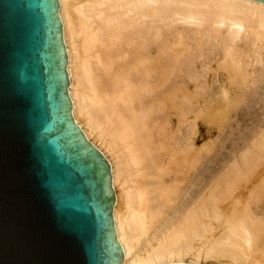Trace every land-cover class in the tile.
I'll use <instances>...</instances> for the list:
<instances>
[{
	"label": "bare ground",
	"instance_id": "bare-ground-1",
	"mask_svg": "<svg viewBox=\"0 0 264 264\" xmlns=\"http://www.w3.org/2000/svg\"><path fill=\"white\" fill-rule=\"evenodd\" d=\"M56 3L70 119L109 168L118 264H264V106L250 115L264 2Z\"/></svg>",
	"mask_w": 264,
	"mask_h": 264
},
{
	"label": "water",
	"instance_id": "water-1",
	"mask_svg": "<svg viewBox=\"0 0 264 264\" xmlns=\"http://www.w3.org/2000/svg\"><path fill=\"white\" fill-rule=\"evenodd\" d=\"M58 8L0 0V264H118L109 168L70 119Z\"/></svg>",
	"mask_w": 264,
	"mask_h": 264
},
{
	"label": "rangeland",
	"instance_id": "rangeland-1",
	"mask_svg": "<svg viewBox=\"0 0 264 264\" xmlns=\"http://www.w3.org/2000/svg\"><path fill=\"white\" fill-rule=\"evenodd\" d=\"M180 28V27H179ZM240 48L242 49L241 51H245L246 50V48H243V45L242 44H240ZM264 52V50H261V52ZM262 56H263V58H264V53L262 54ZM198 63V62H197ZM212 66H214V64H212ZM260 66V64H255V65H253L250 69L252 70H258V68H260L259 67ZM199 67V68H198ZM195 68L196 69H198V71L200 70V66H199V64L197 65L196 64V66H195ZM259 71V70H258ZM211 73V72H210ZM262 94L260 95L261 97H257V101H256V103L258 104H255V102H253L252 104H253V108H251V114L250 115H254L255 113L254 112H256V113H260V111H258V110H260V107H262V106H264V89H262V92H261ZM259 98V99H258ZM260 98L262 99V100H260ZM262 101V102H261ZM260 102V103H259ZM255 104V105H254ZM263 104V105H262ZM257 105V106H256ZM259 108V109H258ZM257 109V110H256ZM250 115H245V116H243V118L242 117H239V119H238V125L237 124H235L234 123V127H236L237 126V128L234 130V134H232V135H229V137H231L232 139H234V140H236L237 138H239V132L241 131H245L246 129H248L249 127H250V122H251V119H250ZM173 118V120L175 119V117H172ZM243 121V122H242ZM245 123V124H244ZM244 127V128H243ZM201 132L202 133H204L205 132V130H204V128H201ZM206 137H203V138H201V140H198V143H197V145H201L204 141H206L207 140V138L205 139ZM205 139V140H204ZM240 141V140H239ZM213 152H214V149L213 150H211V152H209V155H206V157L207 156H210V155H212V160H210L209 159V157H208V159H206V158H204L205 159V161H204V163L203 164H205V163H208L212 168H217L218 166H219V164H221L223 161H225L226 160V158H227V156L229 155V147H226V148H223V149H221L220 151H218L216 154H213ZM222 156V157H221ZM207 174H209V172L208 171H206V172H203V174H201V177L203 176V179H204V181H203V179H202V183H201V185H204V183H205V180L207 179ZM171 210V209H170Z\"/></svg>",
	"mask_w": 264,
	"mask_h": 264
}]
</instances>
